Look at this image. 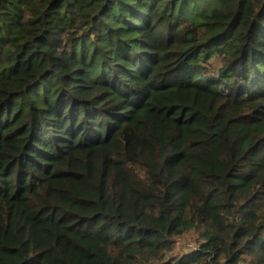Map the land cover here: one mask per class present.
<instances>
[{"label":"trees","instance_id":"obj_1","mask_svg":"<svg viewBox=\"0 0 264 264\" xmlns=\"http://www.w3.org/2000/svg\"><path fill=\"white\" fill-rule=\"evenodd\" d=\"M0 264H264V0H0Z\"/></svg>","mask_w":264,"mask_h":264},{"label":"rangeland","instance_id":"obj_2","mask_svg":"<svg viewBox=\"0 0 264 264\" xmlns=\"http://www.w3.org/2000/svg\"><path fill=\"white\" fill-rule=\"evenodd\" d=\"M186 248H187V249H189V248H190V246L188 245Z\"/></svg>","mask_w":264,"mask_h":264}]
</instances>
